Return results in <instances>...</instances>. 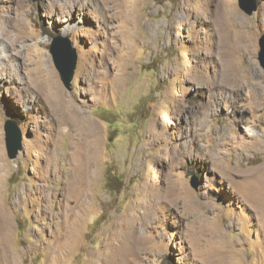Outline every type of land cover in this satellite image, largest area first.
I'll return each instance as SVG.
<instances>
[{"label":"rangeland","instance_id":"obj_1","mask_svg":"<svg viewBox=\"0 0 264 264\" xmlns=\"http://www.w3.org/2000/svg\"><path fill=\"white\" fill-rule=\"evenodd\" d=\"M255 3L0 0V264H264Z\"/></svg>","mask_w":264,"mask_h":264},{"label":"water","instance_id":"obj_2","mask_svg":"<svg viewBox=\"0 0 264 264\" xmlns=\"http://www.w3.org/2000/svg\"><path fill=\"white\" fill-rule=\"evenodd\" d=\"M239 7L246 14L251 15L255 11L256 3L255 0H239ZM258 43L260 48L258 61L264 69V35L259 39ZM49 53L62 85L65 89H69L77 63V56L75 50L71 47V42L62 37H55L50 44ZM4 132L7 156L13 160L21 148L19 144L20 133L15 124L10 121L6 122ZM190 186L196 189V184L193 181L190 182Z\"/></svg>","mask_w":264,"mask_h":264},{"label":"bare ground","instance_id":"obj_3","mask_svg":"<svg viewBox=\"0 0 264 264\" xmlns=\"http://www.w3.org/2000/svg\"><path fill=\"white\" fill-rule=\"evenodd\" d=\"M225 16V15H224ZM226 17V16H225ZM228 17V16H227ZM230 20V19H229ZM1 25V24H0ZM52 77V76H51ZM64 103V102H63ZM61 122H63V121H61ZM61 124V123H60ZM60 129V128H59ZM48 171H50V170H48ZM48 174V173H47ZM19 199V198H18ZM83 202H79V201H77L76 202V204H75V206H73L72 208H71V214L73 215V216H75L77 213H75V207H77L78 205H81ZM70 218H71V215H70ZM66 220H68V219H66ZM83 221V220H82ZM66 223H67V221H66ZM69 223V222H68ZM67 223V224H68ZM64 227H65V225H64ZM67 227V226H66Z\"/></svg>","mask_w":264,"mask_h":264}]
</instances>
